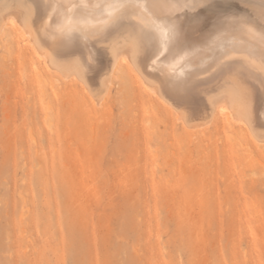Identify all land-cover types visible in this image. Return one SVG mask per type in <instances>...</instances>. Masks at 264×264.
<instances>
[{
    "label": "rangeland",
    "instance_id": "374dc122",
    "mask_svg": "<svg viewBox=\"0 0 264 264\" xmlns=\"http://www.w3.org/2000/svg\"><path fill=\"white\" fill-rule=\"evenodd\" d=\"M229 3V10H236L232 6L237 2ZM5 63L0 67V264H264L263 163L261 168L255 160L248 167L233 154L228 174L211 166L206 170L208 188L188 187V178L173 168L181 163L184 168L201 166L199 150L193 144L189 147L194 150L186 152L187 139L178 131L174 134L180 140L164 139L172 141L170 148L161 142L163 135L172 137L159 122L162 116L150 120L159 123L153 133L161 132L160 138L152 131L141 133L139 119L150 103L143 92V109L136 104L140 108L125 112L113 90L105 111L89 108L78 83L72 84L71 95L86 104L85 122L76 125L64 118L63 125L71 132L93 129L95 140L102 129L103 144L67 148L66 139L52 136L55 123L41 118L34 90L16 71L20 83L15 82V64L11 69L12 62ZM47 93L48 101L53 100L52 91ZM158 108L154 106L155 116ZM138 129L143 144L134 137ZM172 143L185 147L173 155ZM184 152L189 157L181 156ZM74 155L85 161L82 168L73 164ZM142 156L153 158L156 187L150 183V161ZM139 161L146 167L135 179Z\"/></svg>",
    "mask_w": 264,
    "mask_h": 264
},
{
    "label": "bare ground",
    "instance_id": "6f19581e",
    "mask_svg": "<svg viewBox=\"0 0 264 264\" xmlns=\"http://www.w3.org/2000/svg\"><path fill=\"white\" fill-rule=\"evenodd\" d=\"M233 1L237 2L232 6L236 10H229L227 17H218L203 7L202 0H40L48 5L49 20L43 9L37 11V0H0V59H8L3 64H15L10 63L16 68L11 67L15 82L19 77L25 80L35 92L41 118L55 123L51 124L52 136L66 139L67 148L75 143L74 150L85 143L93 149L101 146L103 130L95 140L93 129L71 132L63 125L64 118L65 122L73 119L76 125L85 122L86 104L71 95L72 84L83 88L89 108L95 105L105 111L111 91L115 90L125 112L142 108L143 92L150 103L146 102V116L138 111L142 118L138 116L140 123L135 119L140 126L134 127L142 128L145 135L151 131L155 135L153 130L159 123L154 120L162 116L159 122L163 121L160 123L172 137L163 135L161 142L167 141L170 148V142L180 140L174 134L178 131L187 139L184 150L194 144L200 153L201 166L186 164L184 168L175 158L179 167L173 170H180L188 178V187L208 188L206 170L222 167L228 174L233 154L248 167L259 163L262 168L264 164V0ZM117 3L126 6L114 12L110 5ZM110 14L119 15V20L112 22ZM45 20L52 25L50 28L44 25ZM58 25L63 35L57 31ZM173 27L175 31L170 30ZM49 72L55 79L46 75ZM55 80L63 85L57 86ZM47 90L52 91L51 101ZM245 92L251 100L250 113L245 108ZM4 93L7 100L9 95ZM4 97L8 110L10 96L7 101ZM154 106L159 107L161 115L155 116ZM140 131L136 130L134 137L142 143L144 140L136 135ZM159 133L154 137L160 138ZM176 147L172 143V154L185 146L178 143ZM149 157L144 160L150 161V183L156 187L153 158ZM72 158L74 165H85L80 156ZM140 161L134 167L135 179L146 167V162ZM263 170L259 171L263 174Z\"/></svg>",
    "mask_w": 264,
    "mask_h": 264
},
{
    "label": "snow or ice",
    "instance_id": "6c2138e0",
    "mask_svg": "<svg viewBox=\"0 0 264 264\" xmlns=\"http://www.w3.org/2000/svg\"><path fill=\"white\" fill-rule=\"evenodd\" d=\"M203 7H206L209 9L213 15H216L218 17H227L229 15V8H230V3L229 0H202ZM126 5L123 3H117L110 5V7L114 10V12L118 11L119 9H123ZM48 5L47 4H42L40 0H37L36 8L37 11L40 12L42 9L45 11V13L48 15L49 20L51 19V13H47ZM112 22H116L119 20V15H112ZM239 22V21H238ZM243 23H247V21H243ZM44 25L46 27H51L52 25L48 22V20L44 21ZM171 31H175V28H171ZM57 31H60L61 34L63 35V29L59 25L57 26ZM139 47V44H138ZM245 108L249 113L251 112V100L248 97L247 92H245Z\"/></svg>",
    "mask_w": 264,
    "mask_h": 264
}]
</instances>
